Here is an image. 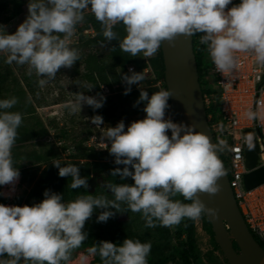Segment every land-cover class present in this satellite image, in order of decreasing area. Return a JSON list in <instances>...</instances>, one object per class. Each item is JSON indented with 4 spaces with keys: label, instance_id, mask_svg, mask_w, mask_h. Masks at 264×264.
Masks as SVG:
<instances>
[{
    "label": "clouds",
    "instance_id": "clouds-1",
    "mask_svg": "<svg viewBox=\"0 0 264 264\" xmlns=\"http://www.w3.org/2000/svg\"><path fill=\"white\" fill-rule=\"evenodd\" d=\"M86 10L103 25L105 40H119V48L133 57H152L165 41L171 46L178 35L200 34V43L207 46L216 72L229 80L238 68V53H250L264 69V0L235 4L233 0H28L27 15L15 32L9 33L0 24V53L6 54L5 63L27 64L28 74L34 70L42 77L38 84L45 86L61 67L71 68L79 61V51L70 46V38ZM118 24L124 26L122 38L113 30ZM129 71L131 75L121 77L128 85L125 95L131 92L132 84L145 79L143 73ZM262 75L264 72L258 71L256 79ZM86 87L91 90L94 85ZM171 96L170 88L159 87L150 96L142 89L134 106L143 102L145 117L132 121L126 130L122 120L104 130L103 137L110 141V147L105 144L104 148L115 156L116 164L124 165L113 169L111 175L134 181L109 184L112 199L81 194L65 202L61 193L46 189L44 198L31 206L0 203V264H71L73 250L87 238L85 222L96 208L106 209L96 217L98 222H106L115 215L110 209L124 212L121 206L126 205L128 210L142 213L146 228L156 227L157 222L173 227L203 213L216 215L198 193L214 195L220 191L218 181L226 172L219 154L231 147L223 138L213 141L194 124L165 119ZM105 101L102 93L89 96L77 92L64 107L76 113L83 104L99 109ZM16 104V97L0 99V186H14L20 175L12 148L22 114L9 111ZM244 117L264 119V101L247 109ZM90 119L98 128L103 123L101 115ZM241 139L249 150L254 148L253 135L245 134ZM52 164L61 177H72L70 188L88 186L77 165L61 166L59 159ZM177 195L190 203L175 199ZM151 247L150 241L127 237L119 244L101 241L88 252L98 255L102 264H148ZM76 264H89V257L81 254Z\"/></svg>",
    "mask_w": 264,
    "mask_h": 264
},
{
    "label": "trees",
    "instance_id": "trees-1",
    "mask_svg": "<svg viewBox=\"0 0 264 264\" xmlns=\"http://www.w3.org/2000/svg\"><path fill=\"white\" fill-rule=\"evenodd\" d=\"M27 3V0H0V23H6L19 17L27 11ZM84 17V22L78 24L76 27L79 34L82 32L88 36L70 45L79 51V61L84 70V77L94 85L93 88L96 93H100L102 85H105L112 94L109 98L110 100H116L119 104H127L130 107V111L144 114L143 102L134 106L135 102L139 99L140 91L143 89L147 91L150 96L153 92L158 91L159 87L167 88L162 47H160L152 57L147 58L141 57L140 55L135 57L130 56V54L123 52L119 48V40H105L102 33L103 25L95 18L91 11H85ZM91 29L94 30V34L88 33ZM113 30L118 34L119 38L125 35L124 26L122 24L116 25ZM100 45L108 46L107 55H102L97 51L96 48ZM194 49L199 66L202 87L206 84L209 85V89L203 87V91L204 93L208 91L213 94V104L207 111L209 114L213 112L215 117H220V91L217 82L214 81L213 84V80H211L213 78L211 72V59L207 46L200 43V34L194 35ZM132 65L135 67L133 70L134 72L143 73L145 76L142 82L136 84L144 83V85L131 86V92L125 95L124 89L128 87V85L121 77L124 74H132L129 71V67ZM159 80L163 82L162 86L157 84ZM114 85L118 86L115 88ZM113 114V110H106L105 116H112ZM101 116L104 118V115ZM79 150L77 154H71L67 159L59 160L62 162L61 166L68 163L77 165L80 176L88 180L87 187L81 186L77 189L70 188L69 185L72 182V177L70 175L61 177L59 175V169L52 164V160L44 164V167L40 170L39 178L25 194L12 196L6 194L2 190V186H0V203L15 202L17 205H20L23 201L28 204L36 203L44 198L43 193L46 189L61 193L65 202L73 200L81 194H103L109 199H112V193L110 189H108L109 184L134 183L131 177L121 180L119 175H111L113 169L123 168L124 165L115 163V156L109 152L108 148L97 150L93 147L87 148L81 146ZM224 163L229 171L226 161H224ZM97 165L107 167L110 176L106 179L107 176L104 172L101 173V176L109 181V184H101L97 190L93 191L91 184L97 172ZM30 178L31 173H29L28 170H24L22 181H28ZM174 198L185 203H190V201H184L183 197L179 195ZM121 207L124 209V212L117 211L114 208L110 209L115 215L109 217L106 222H98L96 219L99 213L106 209L96 208L92 217L85 222L83 230L86 231L87 238L82 245L90 244L91 247H93L104 240L119 244L128 237L139 239L141 242H151V251L147 257L148 264H202L199 261L200 251L196 237V220L189 218L183 219L176 225V233L179 239L185 235L184 239L180 240L177 245L167 246V249L163 250V252L155 253L152 249L153 245H155V241L163 240L167 233V227L161 226L159 222H157L156 227L146 228L142 213L132 212L127 209L126 205H122ZM202 215L203 219L211 228L217 248L220 249L211 222L205 213ZM257 240L264 246L263 241ZM234 245L237 250H240L237 242L234 241ZM91 264H102V261L97 255L94 256V260Z\"/></svg>",
    "mask_w": 264,
    "mask_h": 264
},
{
    "label": "rangeland",
    "instance_id": "rangeland-1",
    "mask_svg": "<svg viewBox=\"0 0 264 264\" xmlns=\"http://www.w3.org/2000/svg\"><path fill=\"white\" fill-rule=\"evenodd\" d=\"M26 15L27 11L9 22L0 24L5 25L9 33H13ZM87 36V34L80 32V34H76L75 42L81 41ZM71 40L73 39L71 38ZM96 49L102 55L108 53L107 45H100ZM140 56L144 57L142 54ZM5 60L6 54L0 53V99L16 97L17 104L9 111L22 114V123L18 128L17 139L12 148L14 166L18 167L21 178L16 196L25 194L32 188L39 178L40 170L47 161L67 159L71 154H77L81 146L90 148L88 143L92 137L104 142L108 141L106 137H103V132L107 127H114L122 120L126 130L132 121L143 119L146 115V113L139 114L130 111L127 104H119L116 100H110L112 94L106 88L100 91L106 97L101 108L93 109L92 106L83 104L81 112L71 113L64 105L73 100L77 92H84L85 95L89 96H96L97 94L94 88L87 90L86 86L93 84L84 77V70L80 61H76L71 68L61 67L55 78L50 79L45 86L41 87L38 80L42 77H38L34 70L29 75L27 64L18 65L15 62L7 64ZM212 82L214 84V80ZM138 85H144V83H134L131 86ZM117 86L114 85L115 88ZM203 87L209 89L207 84ZM106 110H113L114 114L105 116ZM94 115H104L103 123L99 128L90 119ZM168 115L169 113L165 112V119H168ZM168 134L171 135L170 130ZM91 147L96 149L93 145ZM66 149L69 151L65 152ZM222 157L227 163V158L224 155ZM24 170L31 173L30 180L25 182L22 181ZM102 172L107 176L106 179L110 176L107 167L97 165V172L91 184L93 191L97 190L101 184H109V181L102 178ZM25 204L28 203L23 201L20 206ZM32 204L28 205L31 206ZM14 205L17 204L14 202ZM196 227L200 251L199 261L202 264H230L223 252L217 248L211 228L203 219V215L196 219ZM166 230L167 233L165 232L163 240L155 241L152 248L153 252H163L167 246L177 245L180 240L184 239L185 235L179 239L176 233V225L167 227ZM90 248V244H84L73 250L71 264H76L81 254L88 256L89 264H91L94 257L89 255L88 250Z\"/></svg>",
    "mask_w": 264,
    "mask_h": 264
},
{
    "label": "water",
    "instance_id": "water-1",
    "mask_svg": "<svg viewBox=\"0 0 264 264\" xmlns=\"http://www.w3.org/2000/svg\"><path fill=\"white\" fill-rule=\"evenodd\" d=\"M161 47L165 61L166 84L167 88L172 91L170 102L174 121L194 124L197 131L208 133L215 141L204 102V92L194 49V35H178L171 46L165 41ZM177 65L184 68L183 74L178 72ZM244 134H251L254 137V148L249 150L245 146L247 165L253 168L259 160L258 137L252 128L246 129ZM219 158L226 172V175L218 181L221 184L220 191L214 195L198 193L206 207L216 210L214 216L205 213L211 222L216 241L230 264H264V246L250 231L235 198L221 153ZM246 181L249 188L264 182V168L248 173ZM234 241L237 242L240 250L236 249Z\"/></svg>",
    "mask_w": 264,
    "mask_h": 264
},
{
    "label": "built area",
    "instance_id": "built-area-1",
    "mask_svg": "<svg viewBox=\"0 0 264 264\" xmlns=\"http://www.w3.org/2000/svg\"><path fill=\"white\" fill-rule=\"evenodd\" d=\"M238 1L233 0V3H238ZM231 6L229 5L228 7ZM88 33L94 34V30L91 29ZM76 34H79L77 27L71 37L73 39L71 43L75 42ZM237 55L239 57L238 68L231 80L220 72H216L215 66L210 60L212 77L217 82L220 91V117H215L213 112L209 114L207 111L208 121L215 139L218 137L223 138L231 147V150L221 152V156L224 155L227 158L230 184L250 231L257 239L264 242V182L249 188L246 181L248 173L258 168H264V119L253 121L244 117V112L247 109H255L258 101H264V75L261 76L260 80L256 79L257 72H264V69H260L250 53H238ZM129 69L134 70L135 67L132 65ZM157 84L162 86L163 82L159 80ZM105 88L106 86L102 85V89ZM204 102L206 109L211 107L213 104V94L206 91L204 93ZM168 105L169 107L165 112H168V118L175 122L170 98ZM221 123L223 124L222 129L219 127ZM248 128L256 131L260 147L259 160L253 168L247 165L246 144L241 139L242 135H245L244 131ZM90 141L88 146L91 147L93 145L96 149H106L104 148L105 144L110 146V141L104 142L96 137H92ZM66 151H69V149H66ZM20 184L21 178L19 176L14 186L2 185V190L6 194L16 196ZM5 204L14 205L13 202Z\"/></svg>",
    "mask_w": 264,
    "mask_h": 264
},
{
    "label": "bare ground",
    "instance_id": "bare-ground-1",
    "mask_svg": "<svg viewBox=\"0 0 264 264\" xmlns=\"http://www.w3.org/2000/svg\"><path fill=\"white\" fill-rule=\"evenodd\" d=\"M177 70L179 73L183 74L184 73V68L181 65H177Z\"/></svg>",
    "mask_w": 264,
    "mask_h": 264
}]
</instances>
